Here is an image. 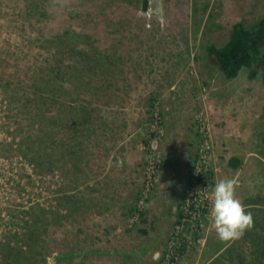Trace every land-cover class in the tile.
I'll return each mask as SVG.
<instances>
[{
    "label": "rangeland",
    "instance_id": "374dc122",
    "mask_svg": "<svg viewBox=\"0 0 264 264\" xmlns=\"http://www.w3.org/2000/svg\"><path fill=\"white\" fill-rule=\"evenodd\" d=\"M143 1L0 0V264H264V82L208 58L264 0Z\"/></svg>",
    "mask_w": 264,
    "mask_h": 264
},
{
    "label": "trees",
    "instance_id": "16d2710c",
    "mask_svg": "<svg viewBox=\"0 0 264 264\" xmlns=\"http://www.w3.org/2000/svg\"><path fill=\"white\" fill-rule=\"evenodd\" d=\"M149 1H143V10L148 11ZM209 61L215 64L226 80L236 79L241 71L248 70L250 80L261 76L264 82V18L246 27L238 23L233 27L229 40L219 47L211 45L208 48ZM233 159L235 166L238 162ZM208 178V174L199 176L198 181Z\"/></svg>",
    "mask_w": 264,
    "mask_h": 264
},
{
    "label": "clouds",
    "instance_id": "9594fccd",
    "mask_svg": "<svg viewBox=\"0 0 264 264\" xmlns=\"http://www.w3.org/2000/svg\"><path fill=\"white\" fill-rule=\"evenodd\" d=\"M212 195V224L221 240L237 239L253 226V214L237 198L233 180L215 183Z\"/></svg>",
    "mask_w": 264,
    "mask_h": 264
}]
</instances>
